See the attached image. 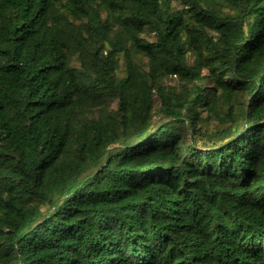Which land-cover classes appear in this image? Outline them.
<instances>
[{
    "label": "trees",
    "instance_id": "16d2710c",
    "mask_svg": "<svg viewBox=\"0 0 264 264\" xmlns=\"http://www.w3.org/2000/svg\"><path fill=\"white\" fill-rule=\"evenodd\" d=\"M0 264H264V0H0Z\"/></svg>",
    "mask_w": 264,
    "mask_h": 264
},
{
    "label": "rangeland",
    "instance_id": "374dc122",
    "mask_svg": "<svg viewBox=\"0 0 264 264\" xmlns=\"http://www.w3.org/2000/svg\"><path fill=\"white\" fill-rule=\"evenodd\" d=\"M172 8L173 10H182L183 6L182 4H180L178 1H173L172 2ZM103 19H105V15L103 14ZM119 29V27H116V30ZM209 33L214 37L217 38V35L214 32H210ZM113 37V35H112ZM150 39H154V37H150ZM142 58V57H141ZM193 57L191 55L188 56V61L189 64L192 65L193 64ZM142 62L146 63V59L142 58ZM72 65L75 67L79 66V60L77 59V57H75L72 61ZM203 74L204 75H208L207 70H203ZM125 75V65H124V61L121 55L118 56V69H117V76L123 77ZM170 85L178 88L179 87V83L178 80L176 78H172L169 82ZM223 108V107H222ZM202 117L206 118V113H202ZM154 121L155 122H161V121H165V117L164 115L161 113V105L159 102L155 103L154 106ZM202 129L201 131L206 134L208 136L209 133L215 131V130H223L226 128V125H221V123L214 117L212 116L210 119V122H208V124L206 125L205 123H202ZM206 136V137H207ZM189 138H192V134H189ZM205 139V137L203 139H199L198 138V146H201L203 144V140ZM40 209L43 213L47 212L49 209V206L47 204H40Z\"/></svg>",
    "mask_w": 264,
    "mask_h": 264
}]
</instances>
